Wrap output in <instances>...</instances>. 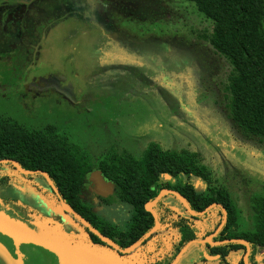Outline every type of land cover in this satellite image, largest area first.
<instances>
[{
  "label": "rangeland",
  "instance_id": "rangeland-1",
  "mask_svg": "<svg viewBox=\"0 0 264 264\" xmlns=\"http://www.w3.org/2000/svg\"><path fill=\"white\" fill-rule=\"evenodd\" d=\"M212 28L187 0H0V117L71 154L141 157L149 141L198 154L241 229H251L253 198L264 196V139L231 117V66L211 47ZM4 206L0 195L1 220ZM37 217L44 242L58 238L69 253L91 246L79 225L84 239Z\"/></svg>",
  "mask_w": 264,
  "mask_h": 264
},
{
  "label": "trees",
  "instance_id": "trees-1",
  "mask_svg": "<svg viewBox=\"0 0 264 264\" xmlns=\"http://www.w3.org/2000/svg\"><path fill=\"white\" fill-rule=\"evenodd\" d=\"M193 3L199 13L213 24L208 41L214 51L231 66L228 86L229 108L234 122L248 136L264 139V0H187ZM55 154H71L61 144L46 136V132L29 131L9 119L0 117V161L13 159L25 170H42L50 176L67 204L82 215L87 222L120 248L126 249L140 241L154 226V218L144 206L156 199L162 188H170L181 194L196 212H203L214 203H219L228 212V221L217 241L229 239L247 240L252 248L250 264H259L257 255L264 249V196L253 198V228L242 230L238 211L225 188L217 185L208 168L197 163L194 154H173L152 145L133 164L108 165V176L126 178L135 184L132 189H120L118 197L123 202L136 206L126 229H121V237L109 234L88 214L82 212L77 203L80 189L76 179L80 174L71 165L58 162ZM53 160L57 162L53 163ZM169 174L176 184L169 185L162 176ZM42 177V176H41ZM42 179H44L42 177ZM200 181L205 190L197 192L194 183ZM162 207V223L166 229L181 235L180 242L170 253L165 264L174 262L180 251L196 240H203L221 224L223 214L214 208L205 216L189 221L178 217L170 209ZM89 214H92L89 208ZM194 221L199 226L192 228ZM96 245L105 246L92 235ZM213 255H221V264H231L232 256L243 255L246 247L231 243L221 247L207 246ZM163 262V261H162ZM157 259L154 264H164ZM240 264H243L240 262Z\"/></svg>",
  "mask_w": 264,
  "mask_h": 264
},
{
  "label": "flooded vegetation",
  "instance_id": "flooded-vegetation-1",
  "mask_svg": "<svg viewBox=\"0 0 264 264\" xmlns=\"http://www.w3.org/2000/svg\"><path fill=\"white\" fill-rule=\"evenodd\" d=\"M81 34L83 35V32L81 33L80 31H77L76 36L70 42L72 46L73 44H77L76 40H78L79 38H82ZM105 36L110 41L119 40L115 34H107ZM74 78L75 79L79 78V75H77ZM67 82L70 83L71 81L67 80ZM147 143H149V148L152 145H154L160 148L162 151H164L162 146H164L165 141H162V142H150L149 141ZM55 155H57V158H59L58 162H61V163L64 162L65 164H68V165L70 164L73 170L80 174V177L76 179L77 181L76 183L78 184L72 185V187L74 188L78 187L81 191L80 201L77 203V206L79 207V209L82 212L88 214L90 217H92L93 220L98 224V226L103 228V230H105L109 234L114 235L116 238L117 237L120 238L121 237L120 231L121 229L127 228L129 221L131 220L132 215L134 211L136 210V206L132 202H123V200L120 197H118L117 191L120 189H132L134 188L135 184L134 182L129 183L127 181L128 179L126 178L119 179L116 177L108 176L107 169L109 167H107V164L108 165L116 164L119 166L133 164L134 159L135 158L139 159L140 157L127 156L128 154H55ZM194 155L197 156V159L199 158L198 154H194ZM197 159H196L197 163L200 164V162H198ZM5 160H13V159H5ZM55 162L57 161L53 160V163ZM4 165H5L4 167L5 174L0 179V187L3 190V193H0V195L3 201L8 204L7 206L8 208L4 206L5 208L3 207L1 209H3L4 214H6L9 218L17 220V221H21L22 223L27 225L31 230L36 232V227L38 225L35 223V221L38 220L37 216H40V217L45 218L49 222H52L53 224L60 226L62 231L66 235H72L75 238L84 239L85 237H83V233L80 232L79 230H75V226L79 225L80 227L86 230L87 232L86 237L88 238V241L90 242V244H92L94 247L102 248L105 250H110L114 253H117L120 256L128 255V254H123L115 250L114 248L108 246L107 244L105 246L94 244L92 241V235L93 236H96V235L90 232V230L87 227H85L74 215L70 213H66L62 210L61 203H60V197L62 199L63 197L61 196L59 189L56 187L59 192V195H58L52 189V187L49 185L48 181L43 175L41 174H36V175L22 174L16 169V167L11 162L4 163ZM33 171H42V170H33ZM16 176L18 177V180H20L19 178H21L22 181L15 180ZM41 176L44 179H42ZM162 177L167 182H169V185L176 184V180L173 176L169 174H164ZM106 184L112 185V188L110 191L103 190L105 188L104 185ZM194 187L197 192L205 190V187H203V184L200 181L195 182ZM45 189H48L51 192V194L54 196V199L58 202L59 206L57 203L56 205L54 200H52L50 197L43 195L42 191L43 190L45 191ZM163 190L174 191V190H171L170 188H162L160 193ZM183 198L186 200L185 197ZM153 201H150V202H153ZM187 203L190 209L194 211L191 208L188 201ZM147 204H145L144 209L146 212L150 213L152 217L154 218L153 214L147 211L146 209ZM160 204L170 209V211L175 213L178 217L188 219L189 221H193L191 217L195 219H199L203 217V216L192 215L189 212V210L186 208L185 204L177 196L173 194H167L163 196L160 200L156 201L153 206V210L157 213L161 227L158 231L153 233L146 241H144L143 244L139 248H137L136 250L132 252L134 253L135 251L139 249L146 251L148 264H154L157 259H160L161 262L163 261L162 263H164V261H167L166 259H169L170 253L173 251L175 246L181 240V235L177 231L170 230L168 228L166 229V227L163 225L162 217H161L163 211H162V207L160 206ZM70 206L76 213H78L73 208L72 205ZM89 208L92 214H89ZM220 210L222 211L221 208ZM196 213H201V212H196ZM223 219H224V214H223ZM227 221H228V217H227ZM155 226H156V219L154 218L153 228ZM198 226H199V222L194 221L192 224V228H194L195 230V228ZM215 231L213 233H215ZM220 232L213 238L214 242L226 241V240H222V241L216 240ZM96 237L100 239L98 236ZM207 237H205L203 240H196L192 242L190 246L186 247L184 250L179 252L180 254L177 255L176 258H174V262H172L171 264H221L222 263L221 255L219 254L213 255L211 253V250L207 246L209 245L211 247H221V246L228 245V244L212 245L209 242H204ZM0 243L4 247H6L9 254L14 259L21 260L22 264H62L59 256L55 252H52L42 246H38L33 243H24V242L18 243L12 237H9L1 232H0ZM165 244H167L168 246H165ZM251 252H252V248H251ZM205 254L209 256H219V258L216 260H208L205 257ZM245 254H246V250L243 255L232 256L231 258L228 259V261L231 264H240V262L245 264V261H244ZM250 256H251V253L249 255V258ZM256 259L259 264H264V249L259 251ZM0 264H5V263L0 259Z\"/></svg>",
  "mask_w": 264,
  "mask_h": 264
},
{
  "label": "water",
  "instance_id": "water-1",
  "mask_svg": "<svg viewBox=\"0 0 264 264\" xmlns=\"http://www.w3.org/2000/svg\"><path fill=\"white\" fill-rule=\"evenodd\" d=\"M7 162H11L16 167V169L22 174H25V175L41 174V175H43L46 178V180L48 181L49 185L52 187V189L59 195V192H58L54 182L51 180L50 176L46 172L25 170L19 165L18 162L13 161V160H2V161H0V164H4ZM104 187L105 188L103 190H106V191L109 190L110 191L112 188V185L106 184V185H104ZM101 192H102V190H101ZM167 194H173V195L177 196L185 204V206L189 210V212L194 216H204L213 208H221L222 212L224 214L223 222L219 226V228L215 231V233L208 236L204 242H209L212 245H222V244H229V243L243 244L246 247V254L244 256L245 264H250L248 258H249V255L251 253V246L247 240L229 239V240L222 241V242H214L213 241V238L222 230V228L226 224L227 217H228L226 209L219 203H214V204L210 205L208 208H206L203 212L196 213L190 209L187 201L181 195H179L178 193H176L174 191L163 190L159 194V196L157 197V199L155 201L150 202L146 205L147 211L151 212L153 214L154 218L156 219V226L149 233H147L142 240L138 241L137 243L130 246L129 248L122 249L115 242L111 241L106 236H104L103 234L98 232L96 229H94L81 215L76 213L70 205L65 203L60 196L59 197H60L61 207H62V210L64 212L74 215L85 227H87L90 230V232H92L93 234L98 236L108 246L114 248L115 250H117L123 254H129V253H132L137 248H139L143 244L144 241H146L153 233H155L156 231H158L160 229L161 224L159 222L157 213L153 210V206H154L156 201L160 200L163 196H165ZM0 232L9 236V237H12L18 243L19 242H21V243L22 242L33 243V244H36L38 246H42V247H44V248H46L52 252H55L59 256V258L63 264H76V263H73V261L75 262L74 259H73V261L71 260V255H70L69 251L68 250H66V251L62 250L63 249L62 247H64V246L61 247V245L64 244L63 241L59 240L58 238H56V239L53 238L52 243H49V241L44 242L43 240H41L42 237H39L35 231L31 230L27 225H25L21 221H17V220L11 219L9 217H4L3 220L0 219ZM205 257L208 260H216L219 258V256H209L207 254H205ZM0 259L5 264H22V261L19 259H14L9 254L6 247H4L1 243H0Z\"/></svg>",
  "mask_w": 264,
  "mask_h": 264
},
{
  "label": "crops",
  "instance_id": "crops-1",
  "mask_svg": "<svg viewBox=\"0 0 264 264\" xmlns=\"http://www.w3.org/2000/svg\"><path fill=\"white\" fill-rule=\"evenodd\" d=\"M70 253L73 263L80 264L78 258L82 257L83 264H148L147 254L144 250H137L126 256H120L110 250L94 247L92 244L87 249L75 248ZM97 253V255H96Z\"/></svg>",
  "mask_w": 264,
  "mask_h": 264
}]
</instances>
